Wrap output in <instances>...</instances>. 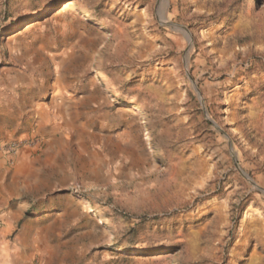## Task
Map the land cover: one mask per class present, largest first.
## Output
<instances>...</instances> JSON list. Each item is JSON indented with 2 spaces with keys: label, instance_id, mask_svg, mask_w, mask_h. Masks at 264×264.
Here are the masks:
<instances>
[{
  "label": "rangeland",
  "instance_id": "1",
  "mask_svg": "<svg viewBox=\"0 0 264 264\" xmlns=\"http://www.w3.org/2000/svg\"><path fill=\"white\" fill-rule=\"evenodd\" d=\"M6 212L0 264H264V0H0Z\"/></svg>",
  "mask_w": 264,
  "mask_h": 264
},
{
  "label": "crops",
  "instance_id": "2",
  "mask_svg": "<svg viewBox=\"0 0 264 264\" xmlns=\"http://www.w3.org/2000/svg\"><path fill=\"white\" fill-rule=\"evenodd\" d=\"M14 218V213L11 212H6V214H4L1 218V221L4 222V224L0 227V237L2 238L3 242L5 241L6 230L9 228L10 225H12V221Z\"/></svg>",
  "mask_w": 264,
  "mask_h": 264
},
{
  "label": "bare ground",
  "instance_id": "3",
  "mask_svg": "<svg viewBox=\"0 0 264 264\" xmlns=\"http://www.w3.org/2000/svg\"><path fill=\"white\" fill-rule=\"evenodd\" d=\"M66 3V2H65ZM65 3H62V5L60 6V8H58V10H56V13H59L60 11H62L63 9L69 7L71 4H65ZM27 27V26H25Z\"/></svg>",
  "mask_w": 264,
  "mask_h": 264
}]
</instances>
